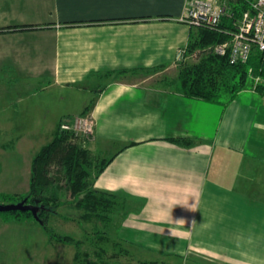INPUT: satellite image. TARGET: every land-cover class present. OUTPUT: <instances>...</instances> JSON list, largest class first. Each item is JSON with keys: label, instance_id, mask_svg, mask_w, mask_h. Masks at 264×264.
<instances>
[{"label": "crops", "instance_id": "crops-1", "mask_svg": "<svg viewBox=\"0 0 264 264\" xmlns=\"http://www.w3.org/2000/svg\"><path fill=\"white\" fill-rule=\"evenodd\" d=\"M188 3L0 0V98L15 88L10 109L48 98L70 114L59 122L94 104L91 148L112 161L93 188L120 199L109 232L135 258L264 264L261 93L210 104L185 98L177 79L167 87L146 75L171 69L186 50ZM2 112L0 123L12 122ZM178 138L193 144L169 141Z\"/></svg>", "mask_w": 264, "mask_h": 264}, {"label": "trees", "instance_id": "trees-1", "mask_svg": "<svg viewBox=\"0 0 264 264\" xmlns=\"http://www.w3.org/2000/svg\"><path fill=\"white\" fill-rule=\"evenodd\" d=\"M250 1L230 2V16H224L217 27L191 28L189 44L185 50L184 59L179 64L181 67L176 81L180 93L185 98L202 100L210 104L227 105L246 90L260 92L262 95L261 88L254 90L253 87L255 77L264 79V52L254 50L246 64L235 65L231 64L229 57L218 56L214 53L217 45L231 40L236 30L235 22L249 9ZM189 60L191 62H187ZM93 106L92 103L86 107L79 118L87 117ZM75 119L77 118L62 119L54 130L52 141L34 155L29 193L21 197L4 194L0 197V206L8 205L6 202L20 203L27 200V204L31 205L37 200L41 201L40 205L44 209L38 213L39 220L32 212H0V218L3 217L5 223L31 220L46 229L50 216L58 215V209L62 206V197L70 194L74 205L72 206L81 221L103 222L104 225L103 231H100L97 226L98 230L95 233L87 234L83 238L84 241L91 242L90 244L93 245L92 252L81 249V242L69 236L56 238L54 233L47 232L51 241L69 243L77 248L72 264H129L134 262L136 264H170L165 258L156 261L137 259L128 249L127 242L110 235L109 230L112 226L109 224L112 223L114 216L120 217L122 203L116 195L99 191L93 187L95 180L105 171L112 158L107 159L101 153L92 150L94 134L88 136L77 134L73 130H63L64 123H73ZM169 141L182 147H190L193 144V141L187 138L170 139ZM76 215L64 218L70 219ZM123 258L126 259L123 260ZM128 261L129 263H126Z\"/></svg>", "mask_w": 264, "mask_h": 264}, {"label": "rangeland", "instance_id": "rangeland-1", "mask_svg": "<svg viewBox=\"0 0 264 264\" xmlns=\"http://www.w3.org/2000/svg\"><path fill=\"white\" fill-rule=\"evenodd\" d=\"M235 1L226 0L228 4ZM192 59V62H194V58ZM190 60L187 62H191ZM179 64H181V61L171 69L167 70L166 67L161 70L150 71L146 75L148 78L154 76L156 82L168 87L178 77L181 67ZM155 73H158V75L156 76ZM14 90L15 88L5 90L4 97L0 98V110H3L2 116L7 120L12 118L10 123H0V126L4 127L0 129V197L3 194L21 197L29 193L34 155L52 141L54 130L62 116L70 115L62 113L64 105L51 103L48 98L46 101L43 100L44 98L41 101H39V98L38 101L33 98L26 105L19 106L18 109L16 107L10 109L9 107L14 103L13 100L17 102L20 98ZM4 102L9 103L10 106L3 105ZM66 108H75L74 103L68 102ZM15 109L16 111H14ZM71 115L78 116L80 114L75 112ZM22 117L23 119H21ZM44 117H47V119H44ZM6 124L7 126H5ZM62 200L58 215L50 216L46 229L31 220L5 223L3 222L4 218H0V264H72L77 248L69 243L63 244L51 241L47 234L48 231L54 233L56 238L69 236L81 242V249L88 250V252L93 251L91 242L84 241L83 238L87 234L92 235L95 233L98 227L101 231L104 226L103 220L102 223L81 221L73 208L71 195L65 194ZM6 203L8 205L18 204L17 201ZM69 215H76V217L64 218ZM117 222H120V218L114 216L112 223L109 225L113 226ZM125 259L123 258V260ZM165 259L168 262L172 259L174 264H193L188 262L187 259L178 257ZM126 263H129V261Z\"/></svg>", "mask_w": 264, "mask_h": 264}, {"label": "built area", "instance_id": "built-area-1", "mask_svg": "<svg viewBox=\"0 0 264 264\" xmlns=\"http://www.w3.org/2000/svg\"><path fill=\"white\" fill-rule=\"evenodd\" d=\"M231 6L226 0H189L186 13L180 22L191 28L217 27L224 16H230ZM235 32L229 42L217 45L214 53L229 57L231 64H246L254 50L264 52V0H251L249 9L235 22ZM185 50L178 55L184 59ZM254 87L261 88L264 99V79L255 77ZM63 130L91 136L95 133L92 117L77 118L62 125Z\"/></svg>", "mask_w": 264, "mask_h": 264}, {"label": "water", "instance_id": "water-1", "mask_svg": "<svg viewBox=\"0 0 264 264\" xmlns=\"http://www.w3.org/2000/svg\"><path fill=\"white\" fill-rule=\"evenodd\" d=\"M41 201H36L35 204H27V200H24L18 204H9L0 206V212H32L34 217L38 219V213L40 210L44 209L43 206L40 205ZM43 224V223H41Z\"/></svg>", "mask_w": 264, "mask_h": 264}, {"label": "clouds", "instance_id": "clouds-1", "mask_svg": "<svg viewBox=\"0 0 264 264\" xmlns=\"http://www.w3.org/2000/svg\"><path fill=\"white\" fill-rule=\"evenodd\" d=\"M195 203L193 205H189L188 203L187 204H181L179 201H173V207L177 206V205H181V206H190L193 209V208H195ZM177 226H179V221H177Z\"/></svg>", "mask_w": 264, "mask_h": 264}]
</instances>
